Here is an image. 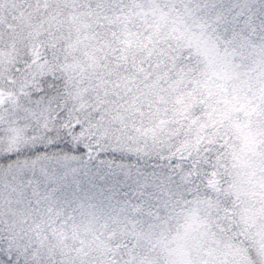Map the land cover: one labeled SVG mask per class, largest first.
<instances>
[{
	"label": "snow or ice",
	"instance_id": "1",
	"mask_svg": "<svg viewBox=\"0 0 264 264\" xmlns=\"http://www.w3.org/2000/svg\"><path fill=\"white\" fill-rule=\"evenodd\" d=\"M0 264H264V0H0Z\"/></svg>",
	"mask_w": 264,
	"mask_h": 264
}]
</instances>
